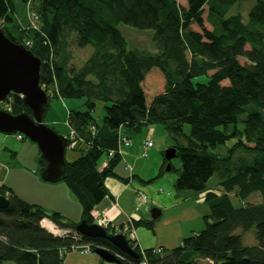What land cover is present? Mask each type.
Instances as JSON below:
<instances>
[{"label": "trees", "instance_id": "trees-1", "mask_svg": "<svg viewBox=\"0 0 264 264\" xmlns=\"http://www.w3.org/2000/svg\"><path fill=\"white\" fill-rule=\"evenodd\" d=\"M241 1L185 0L182 6L177 0H35L31 13L40 26L23 28L15 19L16 0H0L6 37L41 59L47 111L53 97L86 100L85 111L68 114L70 132L76 137L71 150L81 154L66 160L64 179L82 206V220L94 223L92 210L109 196L107 179L130 181L116 171L123 159V152H118L121 131L129 134L155 125H163L172 137L171 148L182 165L175 191L204 194L209 207L204 230L173 249L142 250L129 239L140 255L133 259L106 239L80 235L77 223L2 186L0 196L9 200V207L0 210V264H64L77 245L119 254L120 264H139L143 259L149 264H264V0L252 8L248 23L239 14L228 16ZM123 25L153 31V52L129 49ZM87 47L93 48L92 54L76 68L70 63L72 48ZM155 69L160 74H153ZM159 75L163 87L155 92L150 84ZM200 77L205 81H198ZM10 97L9 111L4 104L0 110L32 116L22 97ZM97 102L107 104L101 124L93 116ZM102 160L106 164L100 166ZM168 164L169 172L174 171L172 161L163 156L157 176L140 179L142 184L160 180L169 173ZM45 166L41 155L40 172ZM215 175L217 182L210 186ZM232 193L240 203L259 193L262 202L236 206ZM44 219L68 233H50L42 226ZM154 224L141 219L133 221L132 228L153 229ZM253 228L257 243L245 245L236 232Z\"/></svg>", "mask_w": 264, "mask_h": 264}, {"label": "rangeland", "instance_id": "rangeland-1", "mask_svg": "<svg viewBox=\"0 0 264 264\" xmlns=\"http://www.w3.org/2000/svg\"><path fill=\"white\" fill-rule=\"evenodd\" d=\"M258 0H242L241 2L234 5L230 11L228 16L231 15H241L243 22L248 23L249 19V13L252 10V8L256 5ZM17 2V9L15 13V19L16 22H18L23 28L29 27H39L40 24L37 22V20L31 19L30 13L35 10V0H29L27 3L23 4L20 0H16ZM177 2L185 6L186 2L185 0H177ZM208 8H205V18L207 17ZM206 27L211 30V26L206 23ZM192 29L194 31H200V29L197 26H193ZM121 30L124 34V36L127 39L128 47L129 49H138L141 51L146 52H153V31L147 30V31H140L137 29H134L132 27L128 26H121ZM93 48L87 47L85 49H76L72 48V55L70 63L74 65L76 68H80L84 62L88 59V57L92 54ZM241 64H247L245 59H239ZM153 74H160L158 70H153ZM198 81H205V77H200ZM227 85L228 83H224ZM153 85L156 88L154 91H159L163 87V80L162 77L159 75L155 77V81H153V84H150V86ZM153 95L148 96V101L150 102ZM85 99H62V98H52L50 100V106L46 113V116L44 118V123L55 130L58 134L67 137L70 134V127L68 124V114L72 110H79V111H85ZM106 103L104 102H97L96 109L93 113V116L95 117L96 121L101 124L103 122V119L106 114ZM9 111V110H7ZM127 131V130H126ZM129 131V130H128ZM132 132H129L131 136V144L132 146L129 148H122L125 150H136V156H138L139 162L137 163V169L140 167L148 166L152 162L155 161V159L158 158V160H163V156L165 152L171 148L174 144V141L172 137L169 136L168 132L166 131L165 127L163 125H155V126H149V127H143L140 132H135V130H130ZM185 132H189V127L186 126ZM1 133V132H0ZM7 136H15V134H4ZM151 141L153 142L154 146L151 149H146L145 143ZM23 143H26V145H33L31 150L30 148L28 150L24 149L23 151H20L18 154H15L13 159H8L6 162L7 166L11 168V173H8L7 170H4L0 167V187L3 185H11L15 188V190L20 194L23 198H25V201H28L30 204H35L41 206L43 209H45L49 213H60L62 214L67 220L79 224L82 221V206L79 203V201L72 196L67 183L63 180L59 183H47L44 182L41 179V172L39 174V180L35 179L32 174V165L33 164H39V159L41 156L40 150L38 146L31 142L29 139L25 138L23 140ZM231 142L229 144L232 145ZM146 153L148 155L147 158L143 157V154ZM80 151H74L67 149L65 156L67 161H73L75 158H77L80 155ZM104 160L101 161L100 166H103ZM127 163L132 166V162L128 159H122L117 168L116 171L121 176H127L128 174H131V171L127 167ZM172 165L174 167V171L169 172L167 175H177L180 173L181 170V162L179 159L175 158L172 160ZM144 179V178H143ZM3 180V181H2ZM6 181L5 184L1 183ZM217 182V176L215 175L209 182L210 186H213ZM153 184V183H152ZM218 193L219 190H217ZM186 192V191H185ZM186 193H193L190 191H187ZM231 197L233 198L234 203L236 206H243L246 203L249 204H259L262 202V197L259 193L252 195L247 202L240 203L236 197L235 193L231 194ZM143 207V206H142ZM141 210L144 209V207ZM208 211L209 207L205 206ZM136 208V206H135ZM153 208V207H151ZM135 210V209H134ZM151 210L148 211V214L146 213V216L149 220H152ZM168 213L164 215V217L161 218V220H154L157 224L155 230L158 233L159 237L165 238L166 241L172 242L173 241V230L177 229L176 226H169L170 222L168 219ZM185 222V219L179 220L178 223ZM192 223V222H191ZM190 223V224H191ZM194 223V222H193ZM189 223H186L185 225H188ZM205 224L203 222V227L199 230H204ZM59 231L58 234H55L56 236H63L64 230H61L57 228ZM200 231V232H201ZM255 228L251 229L250 231L243 232L242 230H237V234L242 235V240L245 245H255L257 243L256 236H255ZM177 246V245H175Z\"/></svg>", "mask_w": 264, "mask_h": 264}, {"label": "crops", "instance_id": "crops-1", "mask_svg": "<svg viewBox=\"0 0 264 264\" xmlns=\"http://www.w3.org/2000/svg\"><path fill=\"white\" fill-rule=\"evenodd\" d=\"M121 132L124 136L130 137L128 132ZM23 140H18L16 135L11 137L0 133V167L4 170H7L8 173H11V168L10 166H7L5 161L8 159H13L15 154H18L24 149H34L32 147L33 145H29L28 147L26 143H23ZM122 152L123 159L126 158L132 162V166H130L128 163L127 165L132 167L133 173L128 174L127 176H121L119 173L118 174L125 179L129 178L130 181L128 183H124L117 179H107L105 184L109 190V196L92 210L91 215L108 213L113 219L112 225L120 227L124 224L132 223L133 221H139L141 219L149 220L146 216V213L148 214L150 209L153 210L154 208H158L161 211V216L158 220H161V218L164 217L167 212V217L169 221H171L169 226H176L175 228L178 226L177 229L173 230V241L168 242L165 240V238L159 237L155 230L157 226L156 222L153 229L137 227L134 228V232L136 235L137 244L142 250L157 248L173 249L179 246L184 238L199 233L201 231L199 229L203 227L204 216L209 214L208 209L205 207L207 204L205 203L204 194L194 195L193 193L176 192L175 182L178 176L167 175L168 173L151 185H143L141 180H149L157 176L162 166V160H158L157 158L150 165L144 167L142 166L137 169V163L139 162L138 156H136L137 151L123 150ZM31 167L33 177L40 181L39 164H33ZM132 175H134V178ZM5 183L6 181H4L2 184ZM3 186L9 188L20 198L25 200V198L18 194L13 186ZM139 191H143L147 195L148 203L143 206L144 209H140L139 212H136L134 209H136L135 206L138 204L137 194ZM181 219H185V222L180 224L178 223V225H176V223ZM186 223L189 224L185 225ZM64 264L115 263L106 262L96 254L85 255L80 254L79 252H72L65 257Z\"/></svg>", "mask_w": 264, "mask_h": 264}, {"label": "water", "instance_id": "water-1", "mask_svg": "<svg viewBox=\"0 0 264 264\" xmlns=\"http://www.w3.org/2000/svg\"><path fill=\"white\" fill-rule=\"evenodd\" d=\"M41 65V59L32 51L8 39L0 24V104L9 96L17 95L24 99L32 112V116L25 113L12 115L0 110V132L19 133L35 143L46 161V166L41 172V179L44 182L55 184L66 177L65 153L68 140L44 123L49 96L40 85ZM164 157L171 162L176 158V149L169 148ZM166 171H170V164ZM8 207L9 200L0 196V210H6ZM151 215L152 220H158L161 211L154 208ZM76 231L85 237L106 239L131 258H140L123 234L109 235L105 228L97 224H89L86 220H82L76 226ZM94 253L106 262L120 264L117 258L106 249L97 248Z\"/></svg>", "mask_w": 264, "mask_h": 264}, {"label": "built area", "instance_id": "built-area-1", "mask_svg": "<svg viewBox=\"0 0 264 264\" xmlns=\"http://www.w3.org/2000/svg\"><path fill=\"white\" fill-rule=\"evenodd\" d=\"M30 16H31V19L37 20V16L35 13H30ZM27 45L31 46L30 42H27ZM7 99L9 101L6 102ZM7 99L3 103H1V105L4 104V108L8 110V109H10L12 99L10 96ZM92 131H93V133L95 132L94 127H92ZM15 135H16L17 139L20 141L24 139V136L22 134L17 133ZM66 138L68 140V148L67 149H70V150L73 149L76 145V142H73V140L76 138L75 133L73 131H71L69 136ZM70 141H72V142L70 143ZM130 145H131L130 140L127 137H125L124 135H122V133H120L119 134V147H118L119 150H118V152L122 153V151H123L122 148L123 147L128 148ZM145 147H146V149L153 147V142H151V141L146 142ZM109 156L112 157L113 152H110ZM143 157H147V154L144 153ZM128 168L132 172V168L129 166H128ZM137 197H138V204H137V207L135 210H136V212H139L141 207L145 206L148 203V197L143 191H139L137 194ZM92 216H93L92 218H93L94 224H97V225L105 228L107 230V232L110 231V233L108 232L109 235L123 234L126 236L127 240L130 239L134 243H137L134 228H132V223L124 224L120 227H117V226L112 225L113 219L108 213H106V214H92ZM55 228L57 229L56 226H55ZM46 229H48V228H46ZM67 233H68L67 231H64L63 235H65ZM72 252H79L80 254H85V255L94 254V252L91 250V247L89 245L74 246V247H72ZM158 253L162 254V250H158ZM112 254L117 258L118 261H123L122 260L123 257L121 255L116 254V253H112ZM139 264H149V263L146 259H143Z\"/></svg>", "mask_w": 264, "mask_h": 264}, {"label": "bare ground", "instance_id": "bare-ground-1", "mask_svg": "<svg viewBox=\"0 0 264 264\" xmlns=\"http://www.w3.org/2000/svg\"><path fill=\"white\" fill-rule=\"evenodd\" d=\"M42 226L48 228V231H50L51 233L58 234V230L55 228L54 224H52L49 220H43Z\"/></svg>", "mask_w": 264, "mask_h": 264}]
</instances>
